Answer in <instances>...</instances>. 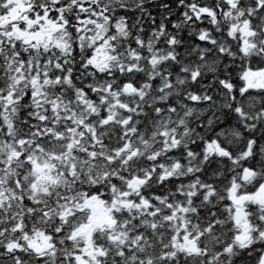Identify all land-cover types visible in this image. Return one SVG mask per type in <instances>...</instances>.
Instances as JSON below:
<instances>
[{"label":"snow or ice","instance_id":"6c2138e0","mask_svg":"<svg viewBox=\"0 0 264 264\" xmlns=\"http://www.w3.org/2000/svg\"><path fill=\"white\" fill-rule=\"evenodd\" d=\"M0 264H264V0H0Z\"/></svg>","mask_w":264,"mask_h":264},{"label":"trees","instance_id":"16d2710c","mask_svg":"<svg viewBox=\"0 0 264 264\" xmlns=\"http://www.w3.org/2000/svg\"><path fill=\"white\" fill-rule=\"evenodd\" d=\"M155 14V13H154ZM157 18H159L158 16H157Z\"/></svg>","mask_w":264,"mask_h":264}]
</instances>
